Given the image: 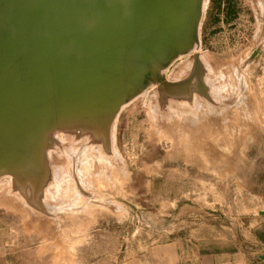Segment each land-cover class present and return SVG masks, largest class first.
I'll return each mask as SVG.
<instances>
[{
    "label": "rangeland",
    "instance_id": "1",
    "mask_svg": "<svg viewBox=\"0 0 264 264\" xmlns=\"http://www.w3.org/2000/svg\"><path fill=\"white\" fill-rule=\"evenodd\" d=\"M203 2L196 48L163 72L178 87L150 86L120 110L106 141L54 132L40 190L0 178V243L12 256L120 262L133 235L157 224L159 203L190 202L192 188L223 170L242 171L240 162L260 148L264 0Z\"/></svg>",
    "mask_w": 264,
    "mask_h": 264
},
{
    "label": "water",
    "instance_id": "2",
    "mask_svg": "<svg viewBox=\"0 0 264 264\" xmlns=\"http://www.w3.org/2000/svg\"><path fill=\"white\" fill-rule=\"evenodd\" d=\"M203 4L0 0V178L40 190L54 132L106 141L124 105L178 86L163 72L198 44Z\"/></svg>",
    "mask_w": 264,
    "mask_h": 264
},
{
    "label": "crops",
    "instance_id": "3",
    "mask_svg": "<svg viewBox=\"0 0 264 264\" xmlns=\"http://www.w3.org/2000/svg\"><path fill=\"white\" fill-rule=\"evenodd\" d=\"M257 143L260 148L240 162L242 171L213 175L206 187L192 188L190 202L159 203L157 224L133 235L115 264H264V140ZM0 264H38V259L12 256L0 243Z\"/></svg>",
    "mask_w": 264,
    "mask_h": 264
},
{
    "label": "bare ground",
    "instance_id": "4",
    "mask_svg": "<svg viewBox=\"0 0 264 264\" xmlns=\"http://www.w3.org/2000/svg\"><path fill=\"white\" fill-rule=\"evenodd\" d=\"M194 48H196V46H195ZM194 48H193V49H194ZM177 87H178V86H177ZM190 89H191V88H190ZM201 97H202V96H201ZM201 97H200V98H201ZM194 98H195V96H194ZM195 99H196V98H195ZM208 102H209V101H208ZM124 106H126V105H124ZM124 106H123V107H124ZM221 106H222V105H221ZM123 107H122V108H123ZM122 108H121V109H122ZM209 117H210V116H209ZM209 121H210V120H209ZM211 121H212V120H211ZM211 124H212V123L209 122V123H206V125H203L202 127H203L204 129L206 128L205 130H207V129H209V128L211 127ZM216 125H217V124H216ZM215 127H216V126H215ZM216 128H218V126H217ZM218 130H219V128H218ZM188 132H189V133H188V137L190 138V137L192 136V132H190V131H188ZM188 152H189V154H194V153H195V151H193V149H189ZM185 153H186V152H185Z\"/></svg>",
    "mask_w": 264,
    "mask_h": 264
},
{
    "label": "flooded vegetation",
    "instance_id": "5",
    "mask_svg": "<svg viewBox=\"0 0 264 264\" xmlns=\"http://www.w3.org/2000/svg\"><path fill=\"white\" fill-rule=\"evenodd\" d=\"M194 72V71H193Z\"/></svg>",
    "mask_w": 264,
    "mask_h": 264
}]
</instances>
